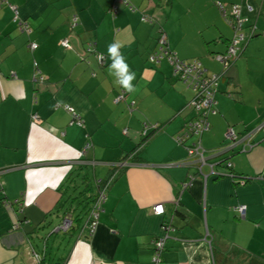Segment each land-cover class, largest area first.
Masks as SVG:
<instances>
[{
	"label": "crops",
	"instance_id": "0c3cea01",
	"mask_svg": "<svg viewBox=\"0 0 264 264\" xmlns=\"http://www.w3.org/2000/svg\"><path fill=\"white\" fill-rule=\"evenodd\" d=\"M1 1L0 264H153V241L164 224L173 229L160 264H264V133H254L257 145L250 150L224 147L230 126L243 133L264 120V0H242L253 5L249 16H258L259 33L220 81L225 86L219 85L210 129L201 136L211 161L218 162V175L210 174V165L202 167L208 177L188 155L195 138L177 140L195 118L189 102L196 91L173 75L168 59L151 63L149 54L164 31L181 59L194 58L195 35L201 34L205 48L199 55L208 53L205 67L220 73L215 55L233 37L229 21H196L191 11L199 0H128L129 6L125 0H9L32 28L24 32ZM204 1L205 9L211 5L207 15L223 17L218 2L238 0ZM180 8L188 19H179ZM91 42L106 55L110 43L123 45L136 72L133 93L113 83L111 62L101 64L86 51ZM35 62L43 83L34 80ZM121 91L125 98L116 101ZM65 105L79 113L83 126L72 123ZM157 124L161 129L137 148L136 160L132 151L142 131ZM227 159L235 176L227 174ZM117 161L128 164L118 168ZM114 172L90 234L87 215L71 205L95 195V181ZM159 203L163 214L153 210ZM242 204L245 216L238 210ZM76 209L80 216L72 213ZM68 215L70 230L49 233Z\"/></svg>",
	"mask_w": 264,
	"mask_h": 264
},
{
	"label": "built area",
	"instance_id": "2783aa9c",
	"mask_svg": "<svg viewBox=\"0 0 264 264\" xmlns=\"http://www.w3.org/2000/svg\"><path fill=\"white\" fill-rule=\"evenodd\" d=\"M3 1H5L13 10L14 20L21 24V28H28L29 23L20 18L18 7L10 3L8 0ZM218 5L221 11L223 12L224 16L226 15L227 18L228 15L235 17V22H232L231 19H227L234 29V35L228 45L227 50L225 52L218 53L215 55L216 59L222 64V70L227 71L233 64V62L241 54V48L245 45L246 41L248 40L249 34L245 32L242 28L244 23L250 19V16H245L244 9L247 10L248 13H252L254 11V7L250 3L245 4L243 1L234 3L230 6V8H228L227 5L223 4L222 2H218ZM114 13H116V10L114 11ZM144 19L148 20L147 17H144ZM28 30H30V28H28ZM61 43L66 47H71V44L68 39H63ZM37 46V43L34 41L30 43V47L32 49H36ZM158 50L159 52H155L151 56V59L155 61H160V59L164 57L167 58L173 65L174 76L187 83L189 87L193 88L194 91H196V94L189 102V105L196 112L195 118L186 123V130L183 132L182 135L177 137V140L180 143H184L189 139L195 138V140H193V143L187 146L189 157L194 158L198 163H200V167L203 164L210 165L212 169L211 171L215 175H218L215 170V167L218 162L206 159L208 154L201 143V136L205 131L210 129L209 116L216 111V93L219 88V83L221 81L222 74L220 75L218 73H209L207 68L203 67L202 63L199 60L186 61L184 59H181L176 52L171 50L164 34H162L160 37ZM99 59L101 63L105 62L103 61V56L99 55ZM35 69L36 75L34 80L43 83L45 81V77L39 69L38 62H35ZM12 76L14 77L15 74L12 73ZM1 77L2 75H0V78ZM124 92L125 91H121L119 93V96L116 98V101H120L125 98ZM64 107L66 110H69L71 112L72 123L83 126V120L79 113L69 105H65ZM34 118H38L37 114L34 116ZM148 128L144 129V134L147 133ZM257 131H262L264 133V120L261 121L258 125H256V127L243 133L238 132L234 126H230L227 129L225 135L227 140L224 146L225 149L233 147L235 145H239L242 151H247L254 148L257 145L256 141L253 140L254 133ZM89 145L90 143L87 144L86 148H88ZM218 152H220V150H217L216 152L213 151V153ZM127 161H117L114 163V165H116L118 168H121L128 164ZM223 163L227 165L228 169L233 166L231 160L229 159L224 160ZM229 174L233 175L232 172ZM115 175L116 173L114 172L106 180L99 178L95 181V184L97 186V194L93 206L88 214L89 219H91L88 225L90 234L94 233L98 226L100 213L103 210L102 206L107 199V190ZM259 178H264V169L259 174ZM243 182H246V180ZM187 185L188 182H185L184 187H186ZM246 207L247 206L245 204H242L238 207L241 216H245ZM157 209H162V211L158 212ZM153 210L157 214H163L165 212L164 206L160 203L156 204L153 207ZM72 224L73 223L70 220L65 221L60 225V228L64 231H67L72 227ZM172 229L173 227H171L170 225L164 224L163 234L154 239V252L152 256L153 264H160V262L162 261V253L166 247V241L167 238L170 236V231Z\"/></svg>",
	"mask_w": 264,
	"mask_h": 264
},
{
	"label": "trees",
	"instance_id": "16d2710c",
	"mask_svg": "<svg viewBox=\"0 0 264 264\" xmlns=\"http://www.w3.org/2000/svg\"><path fill=\"white\" fill-rule=\"evenodd\" d=\"M242 1V0H241ZM241 1H237V2H241ZM125 2L128 4V6H129V2H128V0H125ZM236 1L235 2H233V3H231L230 5H227V7L228 8H230V6L231 5H233L234 3H237ZM114 7V6H113ZM111 8L112 9V11L114 12L115 10L117 11V9H115V8ZM130 8L132 9L133 7H132V5H130ZM244 14H245V16L247 15V16H249V13H248V11L247 10H245L244 9ZM253 14H254V12H253ZM257 16V15H256ZM255 15L254 16H251L250 15V19L249 20H247L245 23H244V25H243V30L245 31V32H247L249 35H248V40L246 41V43H245V45L244 46H242V51H241V54L238 56V58L242 55V52H243V50L245 49V47L247 46V44H248V42L252 39V37H254V36H256L258 33H259V28H258V25H257V23L255 22V18H257ZM225 17V19L227 20H232V22H235V17L234 16H231V15H228V18H226V15L224 16ZM227 20V21H228ZM17 22V21H16ZM75 22H76V20H75ZM18 23V22H17ZM74 24H76V23H74ZM247 24V25H246ZM18 25L20 26V29L22 30V31H24V32H29L30 30L32 31V28L30 27V24H29V27L28 28H30V30H28V28H21L22 26H21V24L20 23H18ZM231 25V24H230ZM232 27V26H231ZM233 28V27H232ZM163 33H165L164 31H163ZM162 33V34H163ZM233 35H234V29H233ZM232 39V38H231ZM231 41V40H230ZM96 43L94 42H91V43H89L88 44V46H87V48H86V51H88L89 53H94L95 55H96V58H97V60L100 62V59H99V55H101V56H103L104 57V60L103 61H105V62H107V60L109 61V62H111V60L109 59V57H108V55H106L105 53H102V52H100V51H97V48H96V45H95ZM158 49H159V46H158ZM157 48L155 49V50H153L150 54H149V60L151 61V63H157V62H160L161 60H163L164 58H162V59H160V61H155V60H152L151 59V56L155 53V52H159V50H158ZM172 50V49H171ZM237 58V59H238ZM236 59V60H237ZM235 60V61H236ZM235 61L233 62V64L235 63ZM104 62V63H105ZM101 63V62H100ZM101 64H103V63H101ZM232 64V65H233ZM203 65V64H202ZM231 65V66H232ZM173 66V65H172ZM230 66V67H231ZM204 67V66H203ZM206 68V67H205ZM229 71V69L227 70V71H223V70H221V72L220 73H218V74H222V78L226 75V73ZM174 75V74H173ZM221 78V79H222ZM219 89V88H218ZM218 92V91H217ZM193 109V108H192ZM194 110V109H193ZM195 111V110H194ZM196 113V112H195ZM161 129V126L159 125V124H157L156 126H149V128L147 129V133L146 134H144L143 133V131H142V140L139 142V144L137 145V147L132 151V154L135 156L134 158L136 159V160H141V158L140 157H138V156H136L137 155V148L138 147H140V146H142L143 144H145L149 139H150V137L153 135V134H155L156 132H158L159 130ZM132 155V156H133ZM116 176V175H115ZM108 178V177H107ZM106 178V179H107ZM106 179H104V180H106ZM248 181L250 180V179H247ZM114 181V178H113V180H112V182ZM112 182H111V184H112ZM111 184H110V186H111ZM96 189H97V187H96ZM108 189H109V187H108ZM108 191V190H107ZM97 194V193H96ZM96 194L95 195H91V196H87V197H85V198H82L80 201H78V202H75L74 203V205H71V207L72 208H80V211H83L82 213H80V214H83L84 213V215L86 214L87 216H85V218H86V221H85V229H87L88 230V233H89V228H88V225H89V223H90V220L91 219H89V217H88V214H89V212H90V210H91V208H92V206H93V203H94V201H95V197H96ZM59 205V204H58ZM60 210V208H56L55 209V213L57 212V211H59ZM77 211H72V213L74 214H76L77 213V215H79L80 216V214H79V212H78V210L79 209H76ZM53 213H54V211H53Z\"/></svg>",
	"mask_w": 264,
	"mask_h": 264
},
{
	"label": "clouds",
	"instance_id": "9594fccd",
	"mask_svg": "<svg viewBox=\"0 0 264 264\" xmlns=\"http://www.w3.org/2000/svg\"><path fill=\"white\" fill-rule=\"evenodd\" d=\"M122 47L123 45L119 42H112L107 46V55L111 60L107 71L113 77V83L115 85L128 93H133L135 91V84L133 82L136 80V72L128 64L121 51ZM157 211L160 212L162 209H157Z\"/></svg>",
	"mask_w": 264,
	"mask_h": 264
},
{
	"label": "rangeland",
	"instance_id": "374dc122",
	"mask_svg": "<svg viewBox=\"0 0 264 264\" xmlns=\"http://www.w3.org/2000/svg\"><path fill=\"white\" fill-rule=\"evenodd\" d=\"M1 3H6L5 1H1ZM205 3V1L204 0H199V2H198V6H195L193 9H192V16H194V19H196V21H200V20H203L204 18H208V19H212V18H215V19H219V18H221L223 21H225L224 20V16L222 17V15L220 14L219 16L217 15V14H214V15H207L206 14V11L207 10H209L210 9V2H209V7H208V9H205V6L203 7V4ZM180 6H176V9H178ZM189 10V9H188ZM179 13L180 14H178L179 15V19L181 20V19H183V18H185L186 17V19H188L189 17H190V14L189 13H187L186 14V11L184 10V9H179ZM176 16L175 17H177L178 15L177 14H175ZM219 17V18H218ZM187 21V20H186ZM171 24V26L172 27H174V28H176V26L173 24V22H171L170 23ZM203 34H204V32H203ZM206 36V35H205ZM212 36H213V34H212ZM207 38H210V35H208V36H206ZM195 41H198V43H196V44H194L193 43V46H194V50H197L198 52H195V55H194V58H191V59H184V60H186V61H192V60H199L202 64H203V66L205 67L206 66V64H207V59H209L210 57L206 54H204V55H199V53L200 54H202V52H203V49L205 48V45L203 44V42H202V35L200 34H198V35H195V39H194ZM206 51V50H205ZM165 59H167V58H165ZM220 63V62H219ZM221 64V63H220ZM220 71L222 70V64L220 65ZM219 71V72H220ZM181 82H183V81H181ZM187 86H188V84L187 83H185ZM184 84V86L186 87V85ZM219 85L221 86V88L223 89L224 88V86H225V83H223V82H221V83H219ZM219 89H220V87H219ZM187 90L188 91H190V90H192V88H187ZM193 91V90H192ZM1 189V188H0ZM2 192V195H4L3 193H4V191L2 190L1 191ZM3 198V197H2ZM6 199H7V197H4L3 198V204H4V206H5V203H6ZM18 206V209H21V207L19 206V205H17ZM74 226H76V221H75V224H74ZM63 232H65L64 230H63ZM48 233V230H46V234ZM36 243V242H35ZM43 246V245H42ZM43 248H44V246H43Z\"/></svg>",
	"mask_w": 264,
	"mask_h": 264
},
{
	"label": "water",
	"instance_id": "95a60500",
	"mask_svg": "<svg viewBox=\"0 0 264 264\" xmlns=\"http://www.w3.org/2000/svg\"><path fill=\"white\" fill-rule=\"evenodd\" d=\"M160 37H161V36H160ZM160 37H159V39H158V43H159ZM220 153H221V152H218V153H215L214 155H215V156H216V155L218 156ZM211 157H212V156H207L206 159H207V160H211V159H212ZM219 163L221 164L222 162H219ZM199 165H200V163L197 162V167H198V169H199V172H200L201 174H203V175H205V176L208 177L209 175L204 174V173H203V169H202V167H203L204 165H208V164H203L201 167H200ZM225 166L227 167V165H225ZM227 169H228V168H227ZM231 169H232V167H231L230 169H228L227 172H228V175L232 177V176H235V175H234V174H233V175L229 174V173L232 172ZM216 173H218V172L216 171ZM210 174H214V173L211 171ZM70 214H72V213H70ZM72 219H73L72 216L68 215V217H65V219L63 220V222H65V221H69V220L72 221ZM63 222L59 223V225H55L54 227H52V229L49 231V233H50V232H53V233H54V232H61L62 229L60 228V225H61ZM62 231H63V230H62Z\"/></svg>",
	"mask_w": 264,
	"mask_h": 264
},
{
	"label": "bare ground",
	"instance_id": "6f19581e",
	"mask_svg": "<svg viewBox=\"0 0 264 264\" xmlns=\"http://www.w3.org/2000/svg\"><path fill=\"white\" fill-rule=\"evenodd\" d=\"M206 132V131H205Z\"/></svg>",
	"mask_w": 264,
	"mask_h": 264
}]
</instances>
